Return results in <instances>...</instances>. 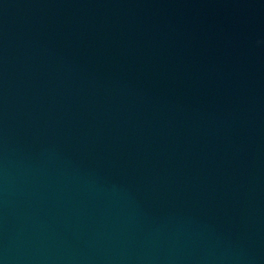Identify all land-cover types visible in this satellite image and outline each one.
<instances>
[{"label": "water", "instance_id": "95a60500", "mask_svg": "<svg viewBox=\"0 0 264 264\" xmlns=\"http://www.w3.org/2000/svg\"><path fill=\"white\" fill-rule=\"evenodd\" d=\"M0 264H264V0H0Z\"/></svg>", "mask_w": 264, "mask_h": 264}]
</instances>
